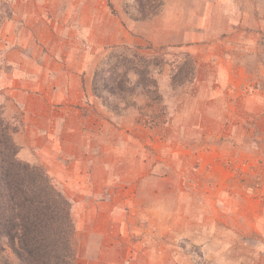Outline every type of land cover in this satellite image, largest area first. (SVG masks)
<instances>
[{
  "label": "rangeland",
  "instance_id": "obj_1",
  "mask_svg": "<svg viewBox=\"0 0 264 264\" xmlns=\"http://www.w3.org/2000/svg\"><path fill=\"white\" fill-rule=\"evenodd\" d=\"M133 1L0 0L17 157L69 202L75 264H264V0ZM121 44L163 65L113 113L91 85Z\"/></svg>",
  "mask_w": 264,
  "mask_h": 264
},
{
  "label": "trees",
  "instance_id": "obj_2",
  "mask_svg": "<svg viewBox=\"0 0 264 264\" xmlns=\"http://www.w3.org/2000/svg\"><path fill=\"white\" fill-rule=\"evenodd\" d=\"M162 5L163 0H134V20L157 15ZM139 51L128 44L113 46L94 70L92 93L113 113L134 106L130 97L136 88H157L152 73L163 62ZM182 61L171 72L174 88L195 73L191 60ZM12 132L0 111V264H75L69 202L43 168L18 159Z\"/></svg>",
  "mask_w": 264,
  "mask_h": 264
}]
</instances>
